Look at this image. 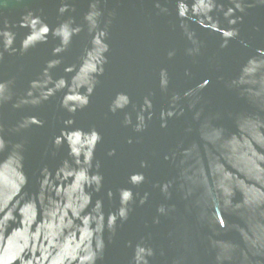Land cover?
<instances>
[{
	"label": "water",
	"instance_id": "95a60500",
	"mask_svg": "<svg viewBox=\"0 0 264 264\" xmlns=\"http://www.w3.org/2000/svg\"><path fill=\"white\" fill-rule=\"evenodd\" d=\"M0 264H264V0H0Z\"/></svg>",
	"mask_w": 264,
	"mask_h": 264
},
{
	"label": "clouds",
	"instance_id": "9594fccd",
	"mask_svg": "<svg viewBox=\"0 0 264 264\" xmlns=\"http://www.w3.org/2000/svg\"><path fill=\"white\" fill-rule=\"evenodd\" d=\"M169 55H171V53H169ZM127 195V194H126ZM141 251H143V250H141ZM152 253H151V250L149 251V253H148V255H151Z\"/></svg>",
	"mask_w": 264,
	"mask_h": 264
}]
</instances>
